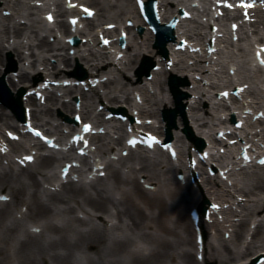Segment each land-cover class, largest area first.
Segmentation results:
<instances>
[{
  "label": "bare ground",
  "instance_id": "6f19581e",
  "mask_svg": "<svg viewBox=\"0 0 264 264\" xmlns=\"http://www.w3.org/2000/svg\"><path fill=\"white\" fill-rule=\"evenodd\" d=\"M11 1L12 0H0V4L2 5V8H0V63H3L2 56L7 50L16 53L21 62L33 58V61L28 67L19 68L17 82L14 81L13 72L6 73L2 68L0 69V76L6 74V82L14 91L21 87L27 92L34 88V86L30 87L29 85L31 83L36 84V80L38 79L40 80V84L47 80L54 79H72L76 81V77L70 72L69 68L72 66V63L78 61V59L87 60V65L90 68V71L87 72L88 79L85 80L86 86L91 87L89 93H85L78 88L72 89L63 87L62 89L65 92L64 96L58 97L56 95L57 91L55 93L50 92L47 96L46 103L50 102L52 106L40 104L38 100L32 96L27 97L25 100L23 99L24 106L33 108L32 119L41 127L46 128L51 136L58 135V139L60 140L63 139L64 136V133L62 134L60 132V128H62L64 124L56 126L54 129L55 131L52 132L47 128L50 121L46 120L45 117L53 116L54 109L60 107L65 113H69L70 115L76 113V108L72 101L65 102L63 100L59 102V100L67 98V96L74 97L77 95L75 94L77 92L81 95L82 114L84 117L96 120V123H108L110 121H105L104 115L109 114L110 109L115 105L117 106V103H121V100H123V103L131 106L137 105L131 98V95H143L145 102L151 105V110L144 111L140 109V118L142 119H154L157 116V112H154L153 107H156L158 110L173 107L170 93L165 87V79L169 75L179 74L181 77L187 78V74L192 73L202 78L199 82L195 81L198 85H200L202 81L204 82V80L211 82V85H215V82H213L215 76L206 78L208 69L203 65H198L197 67L188 66L186 64L188 61L181 60L174 63L171 71L167 69L170 57H172L171 52L173 45L169 47V57L160 59L161 56L152 46L153 34L149 31L148 25L142 21L135 0H117L116 4H110V0L71 1L87 2L88 5L97 10V17L99 20L106 21V23L103 24L104 26L119 24V20H121V24H124L128 20H134L135 25L128 29L130 32L138 25L146 29V38L141 41L135 38V41H131L124 52L125 57L121 60L118 58L119 52L111 53L106 48L99 50L100 44H96L98 40H95L93 44L87 41V45H82V47H86L87 49L80 54L79 48L70 47L66 42L59 39L57 34H52L51 32L48 36L41 37L39 33L40 30L38 31V29H35V23L39 22V20L35 17L31 18V15L34 14L33 11H31L32 8H28L31 12L24 14V11L26 12L25 6L22 5L21 2L19 0H14L12 4ZM65 1L66 0H58L55 4L57 9V27L62 36H78L77 33L73 32L69 23L62 20L68 13L75 12L66 7ZM113 7L117 9L114 15L110 12ZM179 8H186L184 0H178L176 3L175 0H158V16L160 21L162 23H167L171 17L179 18L180 14L175 12V10ZM7 10H16L19 19H25L26 23L22 25L20 20L19 22L15 20V16L6 17L2 15V12ZM253 12V16L257 18V23L264 25V10L259 8ZM47 13L48 12H45L44 15ZM229 14L234 15L233 19H238L240 17L238 12L228 13L225 20H230ZM42 21L45 22V19ZM87 22L89 26H94L93 20H87ZM187 22H189V20H180L177 24L174 29L175 39L184 36L180 31L184 30L183 25ZM29 30L30 34L27 35L26 33ZM204 30V28H195L193 30V35L196 36V39L193 38L192 40L197 41V43H205L208 38ZM224 31L226 34L229 33L226 28H224ZM114 32L118 33V29L107 31V33L111 34ZM78 34L82 38H87V35L83 32ZM51 37L55 38V42H50ZM10 39H14L12 44H10ZM226 42L232 46V42L229 38ZM259 42L264 44V38L261 37ZM6 43L8 44L7 47L5 45ZM25 49L31 50L30 56H24ZM71 49H75L78 52L73 57L68 53ZM146 55L153 59H160L158 65L161 67V70L152 73L154 78L149 85H151L152 88L155 87L160 90L161 96H158L157 92L149 95V87L146 86V83H143L147 80L145 77H136V75L135 77H130L127 71L118 68L119 65H124V67L127 68L126 70H132ZM52 58L56 60L57 64L50 63ZM123 59L125 62H123ZM154 62L157 63L156 61ZM203 62L206 63L207 60ZM62 64H64L63 68L60 67ZM36 66H44L43 75L40 73L38 74ZM215 66L217 65H214V67ZM111 67H113V69ZM231 68L233 67L230 66L227 68V73ZM106 69L110 71L106 72ZM35 74L36 76H34ZM107 75L109 77L104 88L110 91L102 94L98 90V87H92V84L96 78H103ZM243 77V84H248L247 81L250 80L251 77L246 75H243ZM212 88H216V85ZM162 90L167 95V99L164 98ZM185 91L192 94V98L189 97L185 100L186 104L192 101L195 95L201 94V97L188 105V118L195 128V134L199 137H203L208 125V117H201L199 112H203L202 103L207 101L202 99L205 94L199 86L195 87L193 90H189V88L186 87ZM249 93L253 94L251 91H249ZM95 104L96 108L94 106ZM100 105L104 107L103 114L96 113V109ZM218 107L215 108L216 111ZM133 110H138V108H133L131 112ZM259 110L262 109L259 108ZM257 111L258 110H256L255 113ZM60 119H63V117H60ZM15 123L11 113L0 106L1 126L6 131H16L18 127ZM68 124L71 123L68 122ZM179 125L181 126V123H179ZM113 129H116V131L120 133V136L113 139L112 143L104 147L101 146L99 153L103 154L105 157L112 154L115 155L117 149L123 145L124 128L121 125ZM6 137H3L0 133V143L4 140L5 142L6 140L10 142ZM93 140L100 142L104 140V138L98 135L94 136ZM177 142H181L180 139H178ZM37 143L40 144L39 142ZM11 144H15L16 146L20 145L15 142ZM190 147H194V145L190 143ZM50 152V156H39L37 160L39 168L55 169L57 165L61 167L64 162H70V155H63L53 151ZM2 153L3 149L0 144V156H2ZM185 154L184 150L183 161L185 159ZM188 155V162L190 163L191 154L189 153ZM128 159L135 160L140 165L138 170L135 167H131L128 173L134 174L138 171L140 175L138 180L125 177L118 169L113 168L112 165H108L102 171H108L107 177L112 181V186L102 183L103 178L97 176L94 180L96 183L91 184L93 193L89 192L84 186L86 177L80 169L73 172V174L79 173V184H75L74 181L69 180L67 184L62 187L61 192L52 193L49 191L44 194L41 193V182L37 178L38 175L43 174H40L38 170L23 168L18 174L7 172L5 169L0 172V197L9 196L10 198V201L5 203L0 201V264H75V257L78 254L82 255L84 264H167V262L173 264H200L197 260V253L193 254L192 251L184 249L178 251L182 246H190L192 249L198 250L199 247L195 242L197 234L205 236L204 264H212L216 261V256L222 254L224 255V259L221 260V264H232L234 262H239L241 264L244 260L246 261L250 258L258 257L260 251H264V244L257 245L258 241L256 240L261 236V233H263V221L257 224L252 233L251 241L248 242L244 250L240 252H234L226 242L223 246L221 245V251L210 243L208 245V242H206V221L201 215L198 222L200 231L197 233L195 224L191 218H188L186 211L191 212V210L199 209L201 199L207 198L212 202L221 200L215 198L213 192V189L218 187L219 181L208 177V171L204 172L203 175L207 176L204 178H206V181L211 185L208 191L211 199H209L208 195L205 198L203 194L196 193L190 184L193 170L188 169L185 165H183L184 169L181 165L179 167L171 166L168 172L171 171L178 175L184 170V173L188 176V178H186L188 184L182 187V184L176 180L174 183L175 188H170L167 183L164 185L162 184L157 174L154 173L151 176L146 174V171L152 167L160 166V161H151L147 156H136L134 153L129 155L128 158L120 157L119 161L124 163ZM168 159L170 160L169 156ZM83 161L88 164L90 159L84 158ZM98 166L99 164L92 165L89 169V174L92 175L94 168ZM95 172L99 174L100 170L98 169ZM140 179H144L143 184H140ZM166 180L169 182L171 178H167ZM128 185L131 186L125 188V186ZM145 185L154 187V189H156L157 186L159 188L154 192L148 191L145 189ZM249 186L250 188L248 189H240L235 185L237 197L233 195L230 200L231 203L227 200L223 201V203L230 206L229 214H231V218L241 217L244 210L249 212L244 218L241 217L237 222L231 220L227 221V223H231V225L225 228L223 235L225 232L229 231L228 229L230 227L236 226L233 231L235 242L242 241L245 232H247V227L253 222L250 217L259 216L264 210V203L261 204L258 201L252 209H246L248 206L246 203L247 200L238 201L237 199L239 196L248 198L254 194L255 191L264 193V175H255ZM182 189H187V195L183 194ZM115 191L120 194L119 198L114 196ZM260 200L262 201L264 198ZM72 202L77 205L78 209L87 212V216L90 219L88 222L85 219L73 216L76 210L70 206ZM235 204L241 211L233 209ZM18 205L26 207L27 212L23 215V218L14 216L12 212V208ZM211 205L210 203L207 208ZM65 215H69V217ZM56 218H59L60 223H55L53 221L56 220ZM107 219L117 220V224L110 226L112 221ZM24 220L31 221L33 223L32 227L40 228V233L37 234L32 231L31 228L27 227ZM38 221H40V223L42 222V225L39 224ZM193 236L195 240H193ZM139 241L146 245V248L133 251L131 248L133 246L136 247ZM207 245L213 252L211 256H206ZM245 261L242 264H245ZM250 262V264H253L254 260Z\"/></svg>",
  "mask_w": 264,
  "mask_h": 264
},
{
  "label": "rangeland",
  "instance_id": "374dc122",
  "mask_svg": "<svg viewBox=\"0 0 264 264\" xmlns=\"http://www.w3.org/2000/svg\"><path fill=\"white\" fill-rule=\"evenodd\" d=\"M101 1H104V0H101ZM116 1L115 0H111V4H116ZM110 6H112V5H110ZM115 7H113L112 10L110 11L113 15L117 11V9H115ZM37 18L39 19V22L36 23V26L38 27V29H40L44 25V23L41 21L42 18H44V15L42 13H40L39 15H37ZM22 21H25V20H22ZM105 22L106 21H99L97 19L95 21V24L98 25L100 23H105ZM50 31H52V30H50ZM55 31H56V29H55ZM249 32L251 33V40L254 43L255 41H257V39L259 37L264 36V26L259 25L257 23H254L251 26V30ZM28 34H30V31L28 32ZM45 35H46V33H45ZM144 37L145 36L143 35L142 36V39H144ZM94 39H96V36L94 37ZM247 40L243 41L240 45H237L236 44L233 47H228V49H226V52H227L226 53V56L223 57L221 60H223L225 62V64H227L228 62H231L232 61V63H235V64L238 63L240 65V73L241 74H240V76H238L239 79L241 77H243V75H245V74H247V75H249V76L252 77V79H253L254 82H253V84H251V90L254 92L253 95L256 96V98L259 99L261 97H264V93H262V91H260L261 88H262V85L260 83V77H261L260 72H258L254 68L251 69L250 67H248L249 70H248V72H246L243 67L241 68V64H242L243 60L249 61L250 54H251L252 47H251L249 41H247ZM240 47L245 50L246 57L244 56L245 54L242 53ZM30 52L31 51L25 50V53H27L26 55H29ZM8 55H11L12 61L14 62V64H15V66H16L17 69H19L21 66H23V63L29 64V62L31 61V59H29V61H27V62H21L19 60V58L17 57L16 53L11 52V51H6L3 54V56H2L3 63L2 64L0 63V68H8V67L11 66L12 62L11 63L9 62ZM52 63H53V61H52ZM78 64H80V66L82 67V70H84L86 72H89L90 71V68L87 65V60H85V59H78ZM62 66H64V65H62ZM139 67H140V65H137L132 70L131 69L126 70L127 68H123V70L127 71V73L129 74L130 77H134L137 74V72L139 70ZM42 68L43 67H40L39 69H41V71H42ZM178 77L184 79V77H181V76H178ZM263 77H264V75H263ZM188 78L190 79V83H191L193 81V76L192 75H188ZM16 80H17V77H15V82H16ZM124 82H126V81H124ZM191 85L194 86L195 84L192 82ZM100 90L102 91L103 89L100 88ZM163 94L165 95V93H163ZM206 98L208 99V97H206ZM249 99H251V98H249ZM253 102H254V105H255V103L256 104L260 103V100H257V99L254 100L253 99ZM49 105L50 104L48 103V106ZM123 105L126 106V104H124V103H123ZM213 107L214 106H213L212 103H210V102H203V104H202L203 112H200L199 113L202 116H208V119L207 120L209 121V124H208V128L209 129L212 128V127L214 128L215 127L214 126V123H216V122L211 121V114L214 115ZM148 109H151V108L148 105H146L144 107V110H148ZM154 111L156 112L157 110H154ZM205 111H206V115L204 114ZM207 112H209L210 114H207ZM59 113H64L65 114V112L60 108V110L58 109V111H55L54 112V115H53V118H52L53 120H51V121H55L57 123L58 121H56V118H58ZM66 115L69 116V114H67V113H66ZM0 127H1V124H0ZM209 129H207V130H209ZM173 135L175 137L176 135H181V134L178 131V132L174 133ZM159 158L163 161L162 165L160 167H152L151 169H149V170L146 171V174L149 175V176H151V175H153L155 173V174H157L159 176V178L161 179V181H163L164 184L167 183L170 188H175V185H174V183H175V177L174 176L175 175H174V173L166 172V169H167V167L165 166L167 164V157H166V155H163L162 157H159ZM124 164L123 163H114V167L116 169L120 170V172H121L122 175H124L125 177H128V175H127L128 173L126 171L127 169L124 166H131V165H133V162L130 159V160L126 161ZM9 165H11V166L9 167ZM2 166L5 167L7 169V171L12 172L13 174H17V173L20 172L17 169L16 165H14L12 163V157L11 158L10 157H7L6 160H5V163ZM134 166H136V164H134ZM30 169L38 170L40 174H46V178H42L43 175H38L37 176L38 180L41 182V193L44 194V193H46L48 191H52L50 184L55 179V171H52V170H49V169L47 170V169L39 168L38 165L30 166ZM0 170H1V167H0ZM263 172H264L263 170L260 171L261 174H263ZM129 177L134 180V177H136V175H133L132 176V174H129ZM167 178H171V180H169V182H167V180H166ZM252 180H253V177L252 176L246 177L245 175L244 176L241 175V176H239V178L237 180L238 186L241 187V188L248 189V188H250L249 184L252 182ZM111 182L112 181L110 179H107V178L103 179V181H102V183L108 184V186H112L111 185ZM130 186L131 185L125 186V188H128ZM203 187H204V185L202 184V188ZM87 189H88L89 192L93 193V190H92L91 186L90 187L87 186ZM224 190L225 189L222 188L219 191L218 194L221 196V198L226 199L227 198L226 197V192H224ZM229 190L232 193H234V191H235L234 189H229ZM53 192H55V191H53ZM182 192L184 194H187L188 191L186 189H183ZM114 194H115V196L119 197L118 192L115 191ZM258 194H259V192L255 191L254 195H251L249 199L250 200H258V198L260 199V197H258ZM260 196L261 197L264 196V193H261ZM253 205H254L253 202H251L249 204L250 207L253 206ZM70 206L73 207L76 210V213L73 216H76V217L79 216V217H81V218H83L85 220H88L89 219L88 216H87V214L84 213L83 211H80L77 208V205L75 203H73V202L70 203ZM12 212L16 215L18 213H24V212H26V210H25V208L23 206L18 205L16 207H13L12 208ZM186 214L188 215V211H186ZM65 216L66 217H69V215H65ZM261 220H264V215L263 216H260V217H257V218H254V221H256V224L259 221H261ZM24 222L26 224L30 225V221L24 220ZM112 223H115V220H113ZM252 231H253V229H252ZM213 237H214L213 238V241H211V242H213L220 249V246L223 245V241H221V239H223L222 233L221 232H216L213 235ZM257 240H259V241L263 240V242H264V230H263V233H262L261 237L260 238H257ZM261 244L262 243L260 242L258 245H261ZM228 245L231 247V249L234 252H237L238 249L239 250H242V246L240 245V243L238 244V243H235V242H229L228 241ZM133 249H134V247L132 248V250ZM181 249L190 250V246H182V247H180V249H178V251H181ZM211 254H212L211 249H208V256H210ZM216 257H217L216 258V262H213V264H221V260L224 259V255L223 254L222 255H217ZM234 263H236V262H234ZM75 264H84V259H83V257H82L81 254H78L75 257ZM167 264H173V263L167 262Z\"/></svg>",
  "mask_w": 264,
  "mask_h": 264
}]
</instances>
